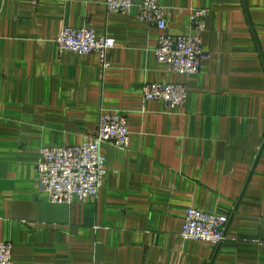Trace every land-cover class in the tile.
Listing matches in <instances>:
<instances>
[{
	"label": "crops",
	"instance_id": "crops-1",
	"mask_svg": "<svg viewBox=\"0 0 264 264\" xmlns=\"http://www.w3.org/2000/svg\"><path fill=\"white\" fill-rule=\"evenodd\" d=\"M105 0H0V241L15 264H264V0H157L167 31L207 8L189 77L154 55L159 30ZM112 37L99 54L60 52V29ZM185 82L180 108L146 82ZM100 109L123 114L128 145L101 143L96 198L53 203L37 184L42 146L90 140ZM227 214L218 245L183 239L185 211Z\"/></svg>",
	"mask_w": 264,
	"mask_h": 264
},
{
	"label": "built area",
	"instance_id": "built-area-1",
	"mask_svg": "<svg viewBox=\"0 0 264 264\" xmlns=\"http://www.w3.org/2000/svg\"><path fill=\"white\" fill-rule=\"evenodd\" d=\"M36 2L37 0H31ZM108 12L127 14L134 0H105ZM139 20L159 30L154 55L169 72L189 77L199 72L203 59L202 33L206 29L207 8L190 9L188 32L174 35L167 31L164 6L157 0H142L137 4ZM60 52L86 54L97 52L103 67L106 51L114 47L112 37L97 36L92 27L64 26L55 39ZM186 83L146 82L142 87L144 100H158L167 108L182 107L187 99ZM130 133L127 119L121 113L100 109L97 129L90 140L70 146H42L36 162L37 184L53 203L71 204L74 200L96 198L106 174L105 158L100 147L103 142L125 148ZM229 216L209 213L189 207L185 211L181 237L218 245L224 237ZM12 243L0 241V264H15L11 259Z\"/></svg>",
	"mask_w": 264,
	"mask_h": 264
}]
</instances>
